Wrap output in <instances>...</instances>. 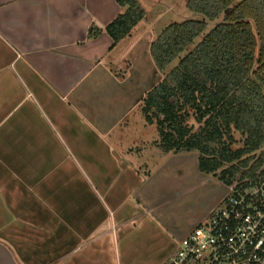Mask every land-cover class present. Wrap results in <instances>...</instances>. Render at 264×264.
Listing matches in <instances>:
<instances>
[{
  "label": "crops",
  "instance_id": "1",
  "mask_svg": "<svg viewBox=\"0 0 264 264\" xmlns=\"http://www.w3.org/2000/svg\"><path fill=\"white\" fill-rule=\"evenodd\" d=\"M121 11L116 0H0V264H163L177 248L153 201L170 153L141 112L162 76L158 34L139 22L112 47L105 27ZM138 113L153 133L136 138Z\"/></svg>",
  "mask_w": 264,
  "mask_h": 264
},
{
  "label": "trees",
  "instance_id": "2",
  "mask_svg": "<svg viewBox=\"0 0 264 264\" xmlns=\"http://www.w3.org/2000/svg\"><path fill=\"white\" fill-rule=\"evenodd\" d=\"M116 2L122 11L105 27L112 47L146 18L139 0ZM186 7L203 19L170 23L151 42L162 78L141 112L163 153L197 152L202 173L232 185L264 169V0H187ZM101 31L91 26L89 37Z\"/></svg>",
  "mask_w": 264,
  "mask_h": 264
},
{
  "label": "rangeland",
  "instance_id": "3",
  "mask_svg": "<svg viewBox=\"0 0 264 264\" xmlns=\"http://www.w3.org/2000/svg\"><path fill=\"white\" fill-rule=\"evenodd\" d=\"M139 2L146 11L145 20L139 23L141 24L139 31L143 27L152 25V31L159 34L170 23L186 19H203L202 15L194 13L186 7L187 0H139ZM218 22L219 20L209 23L205 32H209ZM202 37L203 35H200L194 44H197ZM138 116L141 121L134 117L137 121L131 126L130 133L137 138L143 132L142 127L143 129L145 127L144 130L147 134L153 133L149 125L143 121L142 115L138 113ZM149 139L153 140L155 138L151 136ZM238 145L241 146V142ZM186 155L188 158L185 157ZM167 156H170V160L160 159L159 165L153 170V172L155 171L153 173L155 192L153 201L156 200L160 210L163 209L164 212L170 214L168 223L181 236L176 237L175 240L178 247L180 241L186 235L184 232L192 231L208 217L211 208L227 194L229 185L222 183L213 174L202 173L199 170V154L197 152H190V154L170 153ZM167 156H164V158ZM181 157L185 159L182 158L175 162V159L178 160Z\"/></svg>",
  "mask_w": 264,
  "mask_h": 264
},
{
  "label": "built area",
  "instance_id": "4",
  "mask_svg": "<svg viewBox=\"0 0 264 264\" xmlns=\"http://www.w3.org/2000/svg\"><path fill=\"white\" fill-rule=\"evenodd\" d=\"M227 188L163 264H264V169Z\"/></svg>",
  "mask_w": 264,
  "mask_h": 264
}]
</instances>
